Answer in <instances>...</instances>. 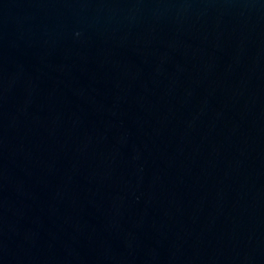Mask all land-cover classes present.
Returning <instances> with one entry per match:
<instances>
[{
    "label": "water",
    "instance_id": "1",
    "mask_svg": "<svg viewBox=\"0 0 264 264\" xmlns=\"http://www.w3.org/2000/svg\"><path fill=\"white\" fill-rule=\"evenodd\" d=\"M0 264H264V0H0Z\"/></svg>",
    "mask_w": 264,
    "mask_h": 264
}]
</instances>
